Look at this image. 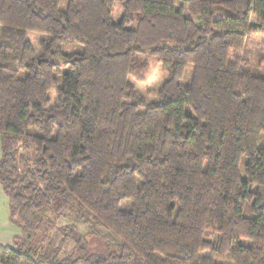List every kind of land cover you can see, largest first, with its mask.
<instances>
[{"label": "trees", "instance_id": "1", "mask_svg": "<svg viewBox=\"0 0 264 264\" xmlns=\"http://www.w3.org/2000/svg\"><path fill=\"white\" fill-rule=\"evenodd\" d=\"M114 1L0 0L9 219L33 232L66 200L108 231L99 252L63 226L50 255L17 235L0 264H264V76L242 57L264 0H119L118 22ZM145 53L166 73L149 102L129 79Z\"/></svg>", "mask_w": 264, "mask_h": 264}, {"label": "rangeland", "instance_id": "2", "mask_svg": "<svg viewBox=\"0 0 264 264\" xmlns=\"http://www.w3.org/2000/svg\"><path fill=\"white\" fill-rule=\"evenodd\" d=\"M67 2L68 0H59V7L65 9ZM122 14L123 7L121 2L115 0L111 8L112 20L114 22L120 21ZM217 14H220V12ZM214 17L216 18L218 16L215 15ZM26 37L30 40L35 52L39 53V41L44 35L29 31L27 32ZM81 49L82 48L79 44L69 43L63 47V52L70 53L73 51H81ZM136 56L139 61L145 63V69L141 73L140 78L130 76L129 79L136 92L139 93L146 102H149L157 98V91L165 80L166 73L164 72L161 61L158 57L148 53L138 54ZM242 57L244 58L246 69L257 75L264 76V33L250 34L245 38ZM67 69V66L62 65V71ZM192 74L193 65L188 64L180 83L184 86L188 85L191 81ZM49 97L50 104L57 102V92L55 89H52L49 92ZM1 152L2 135L0 134V157ZM240 172L243 175L242 166H240ZM59 203L60 209L58 211L49 209L46 212V220H44L42 225L33 232L23 231L17 226L18 229H20L18 236L25 240L28 234H30V243H32L33 246L38 247L41 252L50 255L53 248H55L62 238L59 228L72 225L83 237L90 250L103 252L108 246V231L96 225L89 216H86V222L80 221L77 215V208L72 202L61 200ZM73 247L74 241L70 239L62 248L60 255L64 256L70 253Z\"/></svg>", "mask_w": 264, "mask_h": 264}, {"label": "crops", "instance_id": "3", "mask_svg": "<svg viewBox=\"0 0 264 264\" xmlns=\"http://www.w3.org/2000/svg\"><path fill=\"white\" fill-rule=\"evenodd\" d=\"M20 233V229L9 219L7 198L0 187V245H11L12 238Z\"/></svg>", "mask_w": 264, "mask_h": 264}]
</instances>
